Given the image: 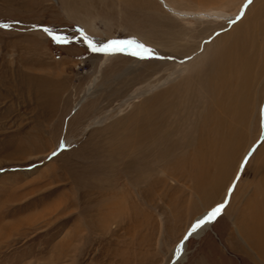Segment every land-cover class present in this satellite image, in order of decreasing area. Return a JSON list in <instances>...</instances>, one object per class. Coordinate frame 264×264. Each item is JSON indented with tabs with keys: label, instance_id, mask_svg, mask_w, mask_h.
<instances>
[{
	"label": "rangeland",
	"instance_id": "obj_1",
	"mask_svg": "<svg viewBox=\"0 0 264 264\" xmlns=\"http://www.w3.org/2000/svg\"><path fill=\"white\" fill-rule=\"evenodd\" d=\"M167 1L233 17L177 19L158 0H0L9 25L0 28V264H170L196 217L228 196L176 264H264V238L252 230L264 229V32L254 29L264 28V0L243 10L245 0ZM234 40L249 45L252 79L246 121L229 139L218 121L238 113L215 111L216 96L201 89ZM161 126L178 146L152 140L145 157L137 127ZM225 139L235 168L194 189L207 143ZM118 191L125 204L112 207Z\"/></svg>",
	"mask_w": 264,
	"mask_h": 264
},
{
	"label": "bare ground",
	"instance_id": "obj_2",
	"mask_svg": "<svg viewBox=\"0 0 264 264\" xmlns=\"http://www.w3.org/2000/svg\"><path fill=\"white\" fill-rule=\"evenodd\" d=\"M162 6L174 17V18H177V19H193V20H196V21H204V20H208L209 22L210 21H215L217 23H219L220 21H226V20H229L231 19L233 16L230 15L229 13H227L226 11L224 10H217V9H211V10H207V12H193V11H183V10H179L177 9L175 6H173L171 3H169L167 0H158ZM212 1H221V0H212ZM246 1L243 3V5L240 7L241 10H243V8L246 6ZM249 2V1H248ZM165 10V11H166ZM239 15V14H238ZM237 15V16H238ZM257 31H263L264 32V28H260L259 29V25H256V28H254ZM255 32V33H256ZM258 35V34H257ZM247 37V36H246ZM230 46L229 48H223L222 50H219L218 54H217V58L212 62V65L210 67V73H206L205 76H206V79L205 80H202L203 82H205V84H207V88L206 90H202L201 89V94H204L205 91H208L211 95H215L216 97L214 98L215 100H218L219 103H217V105L214 107V110L217 111V112H220V111H225L224 113L226 115H229L231 116L232 118H234L233 114L232 113H238V116H239V119L235 121V119L237 118H234V121L236 123H232L231 122H226L225 118L221 117L219 119V123L225 128L227 127L230 131V135L228 136V138L230 139L231 138V135H232V132L234 133H238L240 132V129L242 127H239V125L236 127L235 124H240L241 126L244 124V120L246 121V119H244V110L246 109L247 107V98H246V95L248 96V92H246V90H248L247 88L250 87V85L248 84V82H250L249 80L252 79V74H251V67H249V58H248V54H247V47L249 46L248 44H245L244 43H238L236 42L235 40L231 43L230 42ZM263 45L261 46V48H257L258 49V52L263 49ZM208 70V69H207ZM208 72V71H207ZM202 73V72H201ZM189 80V79H188ZM163 81V84H167L169 81H170V77H168L167 79L165 80H162ZM160 81V82H162ZM252 82V81H251ZM249 85V86H248ZM158 87V86H157ZM157 87H154V88H157ZM153 88V89H154ZM237 88V89H236ZM195 89V88H194ZM91 89H89L87 91V93L84 95V97L77 103L76 105V109L75 110H78L82 104H84V102L86 101V99L92 95ZM238 91V92H237ZM148 91H144L140 94L144 95V94H147ZM170 93V92H169ZM138 96V95H137ZM208 99V98H207ZM210 99V98H209ZM236 100V105H232L231 106V102L232 100ZM205 101V100H203ZM231 101V102H230ZM238 101V102H237ZM235 102V101H234ZM233 102V103H234ZM159 104V103H158ZM174 109V107H172ZM226 108L228 110V112H226ZM172 109V110H173ZM199 109V108H198ZM211 109V108H210ZM169 110V109H168ZM246 111V110H245ZM149 112V110H148ZM171 112V111H169ZM209 112V111H208ZM248 113V112H246ZM244 113V114H246ZM246 116V115H245ZM149 118V117H148ZM247 118V117H246ZM148 120V119H147ZM151 120V119H150ZM232 120V119H231ZM154 121V120H153ZM151 121V122H153ZM157 121V119H156ZM154 121V122H156ZM216 121V123H217ZM194 122V121H193ZM100 123V122H98ZM149 123V122H148ZM246 123V122H245ZM194 124V123H193ZM219 124V125H220ZM149 124H147L148 126ZM163 125V124H161ZM141 126V125H140ZM144 126V125H143ZM152 126V125H151ZM221 126V127H222ZM149 127V126H148ZM214 127V126H213ZM222 127V128H223ZM211 128V127H210ZM220 128V127H219ZM221 128V129H222ZM218 129V128H216ZM136 130V129H135ZM137 130H138V137L136 138L135 142H136V145L138 147V149H140V152L141 154H144L145 157H148L150 154H153V151L151 150V148H156L155 145H153V143H151V141L153 140L154 142H158L160 141V145H166L168 143H171V145H176L178 146V142H179V139L178 138H175L174 142H176V144H174L173 142V138H174V132L173 130L171 131V129L169 130H164V127H152V128H147V127H137ZM219 130V129H218ZM225 130V129H224ZM213 131V130H212ZM212 131L210 130V132L212 133ZM150 132V134H149ZM218 132V131H217ZM220 132V130H219ZM221 132H223V130H221ZM242 132V131H241ZM130 133V132H129ZM229 133V132H228ZM216 135V133H214ZM213 134V136H214ZM222 134V133H221ZM220 134V135H221ZM203 135H205V133H203ZM207 135V134H206ZM224 135V133H223ZM223 135H221V137H223ZM218 136V135H216ZM235 136V135H234ZM233 136V137H234ZM238 136V134L233 138L232 137V141L235 142V140L237 139L236 137ZM141 137V138H140ZM148 137V138H147ZM193 137V136H192ZM203 137V136H202ZM211 136L209 135V138ZM201 138V137H200ZM218 138V137H216ZM215 138V139H216ZM226 138V137H224ZM236 138V139H235ZM135 139V138H134ZM198 139V138H197ZM195 139V140H197ZM202 139V138H201ZM235 139V140H234ZM122 140V139H121ZM203 140V139H202ZM209 140V139H208ZM238 140V139H237ZM126 141V140H125ZM198 141V140H197ZM195 143V142H194ZM201 143V141H200ZM236 143V142H235ZM190 143H188L189 145ZM196 144V143H195ZM199 144V142H198ZM66 145H69V143H67ZM203 146V144H201ZM200 144L198 145V149L196 150V152L198 153V157H196V154H195V158H199V159H195L197 162H199V160L202 158V156H205L203 154L205 153H202V146ZM206 145V143H205ZM114 146V145H113ZM132 146V145H131ZM182 146V145H181ZM195 146V145H194ZM201 146V147H199ZM231 144L230 142L227 141V139H225L224 141H222L220 143V141H217L216 143H213L211 144L210 142L207 143L206 147H208V149L210 150L208 153V158L206 159L207 160V163L205 164V162L203 161H206L205 159L202 160L203 164H205L201 167H197L198 168V173H197V178L198 180L195 181V185L196 187L194 189H198L200 192H202L201 190H206L208 188H211V187H214L216 186L218 183H220L221 179L224 178L222 177L226 175V172L224 173V170L226 169V167L228 166L229 163L232 162V166L233 168L234 167V163L233 161L235 160H232L230 159V153L231 151L233 152V150H231ZM160 147V146H159ZM187 147V146H186ZM197 147V145H196ZM174 148V147H173ZM236 148V147H235ZM125 149V148H124ZM186 149V148H185ZM110 150V149H109ZM157 150V149H156ZM156 150H155V153H156ZM189 150V149H188ZM172 151H167L166 152V155L170 156L172 155ZM205 151V150H203ZM229 152V153H228ZM126 153V152H125ZM202 153V154H201ZM235 152H233L234 154ZM174 154V153H173ZM107 155V154H106ZM139 155V154H138ZM202 155V156H201ZM226 155H229L228 159H226ZM117 156V155H116ZM192 156V155H191ZM190 156V157H191ZM226 156V157H225ZM125 157V156H124ZM175 157V156H174ZM186 157V156H185ZM188 157V156H187ZM186 157V158H187ZM193 157V156H192ZM233 156H231V158H233ZM119 158V157H118ZM132 158V157H131ZM153 158V157H152ZM168 158V157H167ZM184 158V157H183ZM157 159V158H156ZM191 159V158H190ZM188 159V161L190 160ZM193 159V158H192ZM178 160V159H177ZM194 161V160H193ZM231 161V162H230ZM164 162V161H163ZM162 162V163H163ZM197 162H193V166L191 168L194 167V170H195V167L196 165L198 164ZM190 163V162H189ZM124 165H127V164H124ZM200 165V164H199ZM231 165V164H230ZM232 168V166H230ZM130 166V165H129ZM144 166H149V165H144ZM183 166V165H182ZM186 166V165H185ZM177 167V166H176ZM229 167L227 169H229ZM165 168V166H164ZM185 168V167H184ZM190 168V167H188ZM230 168V169H231ZM161 169V168H159ZM179 169V168H178ZM121 170V169H120ZM169 170V169H168ZM173 170V169H172ZM163 171V170H162ZM193 172V170H191ZM190 171V172H191ZM228 172V170H226ZM159 172V171H158ZM233 172V171H232ZM231 172V173H232ZM164 173H165V170H164ZM186 173V172H185ZM194 174V173H193ZM228 174V173H227ZM230 174V172H229ZM188 175V174H187ZM231 175V174H230ZM137 176V175H136ZM196 176V175H195ZM229 176V175H228ZM226 176V177H228ZM141 177V176H140ZM192 177V175H191ZM189 176V178H191ZM225 177V179H226ZM121 178V177H120ZM194 178V177H193ZM122 179V178H121ZM131 180V179H129ZM139 180V179H138ZM115 182H118V180H116ZM120 182V181H119ZM138 182V181H137ZM113 183H110V185H112ZM115 184V183H114ZM139 184V182H138ZM194 184V183H193ZM235 182L234 184L230 187V189L228 190V194L230 195L231 192L234 190V187H235ZM123 186V184H121ZM194 185V186H195ZM120 186V185H119ZM138 186V185H137ZM118 187V186H117ZM218 187V186H217ZM221 188V187H220ZM197 191V190H195ZM207 191V190H206ZM262 194V193H261ZM126 195L121 192H117L115 193V195L111 196L110 197L112 198V207H114L113 205H116L119 203H121V201H125V197ZM229 197V196H228ZM228 199V198H227ZM258 201V200H257ZM260 202V201H259ZM105 204V203H104ZM125 204V202H124ZM101 205V204H100ZM106 205H110V203H107ZM122 205V204H121ZM262 205V203H261ZM264 207V203L262 205ZM106 207V206H105ZM110 208V207H109ZM255 208V206L253 207ZM112 209V208H111ZM214 209V208H213ZM213 209L211 210H207L205 211L204 213H202L201 215L197 216L196 219L193 221V224L191 225L189 231L192 230L193 226L197 223L198 220H201L203 219L205 216H207ZM114 210V209H113ZM112 210V211H113ZM255 210V209H254ZM97 211V210H96ZM258 211V210H257ZM261 211V210H260ZM102 212V211H101ZM256 212V211H255ZM104 213V212H103ZM250 213V212H249ZM263 214V213H261ZM249 215V214H248ZM101 217V216H100ZM263 218V217H262ZM261 218V219H262ZM253 219V218H252ZM264 219V218H263ZM107 220V219H106ZM108 221V220H107ZM253 221V220H252ZM264 221V220H263ZM107 223L104 221V224ZM213 223V222H211ZM211 223H207L205 224L202 228L198 229L196 232H194L192 234V236L190 238H200L203 233L207 230H209L211 228V226L209 227V225ZM252 223V222H251ZM256 223V222H255ZM108 224V223H107ZM246 224V223H245ZM264 224V223H263ZM253 224L252 226V230L254 231L255 234H257L258 236L260 237H263L264 238V229H263V225H259L257 224V226H255ZM251 230V231H252ZM188 231V232H189ZM187 232V233H188ZM186 233V235H187ZM186 235H185V238H186ZM74 236V235H73ZM258 238V237H257ZM70 243V241H67V243ZM188 242V241H187ZM187 242H185V239L184 241L176 248V250L174 251V259L175 258H179L178 262H182L185 260L186 258V249H187ZM66 243V244H67ZM260 243V242H259ZM263 244V243H262ZM256 246V245H255ZM262 246V245H261ZM62 247V246H61ZM64 249V247H62ZM71 248V247H70ZM72 249V248H71ZM74 249V248H73ZM259 250V249H258ZM69 251V250H68ZM72 251V250H71ZM66 253V252H65ZM64 254V253H63ZM65 256V255H64ZM67 256V255H66Z\"/></svg>",
	"mask_w": 264,
	"mask_h": 264
},
{
	"label": "snow or ice",
	"instance_id": "obj_3",
	"mask_svg": "<svg viewBox=\"0 0 264 264\" xmlns=\"http://www.w3.org/2000/svg\"><path fill=\"white\" fill-rule=\"evenodd\" d=\"M251 2L252 0H249V3ZM8 27L9 25L7 24H0V28H8ZM44 31L48 32L49 29H44ZM93 50L96 51L97 49L94 48ZM53 155H55V153H53ZM223 209H224L223 204H220L219 206L215 207L207 216L197 221V223L193 226L192 231L188 235L191 236L193 232H196L198 229L202 228L205 224L213 222L221 214Z\"/></svg>",
	"mask_w": 264,
	"mask_h": 264
},
{
	"label": "water",
	"instance_id": "obj_4",
	"mask_svg": "<svg viewBox=\"0 0 264 264\" xmlns=\"http://www.w3.org/2000/svg\"><path fill=\"white\" fill-rule=\"evenodd\" d=\"M242 168H243V166H242ZM228 201H229V197H228V199H227V201L223 204L224 206L228 203ZM192 231V230H191ZM191 231H189L188 233H187V235H186V238H185V242H187L189 239H190V237L192 236H189L188 234L191 232ZM194 233V232H193ZM192 233V234H193ZM178 260H179V258H175V259H173V261L170 263V264H176L177 262H178Z\"/></svg>",
	"mask_w": 264,
	"mask_h": 264
}]
</instances>
